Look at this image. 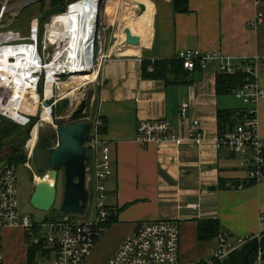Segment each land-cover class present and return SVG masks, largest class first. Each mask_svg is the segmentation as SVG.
I'll list each match as a JSON object with an SVG mask.
<instances>
[{
  "label": "crops",
  "instance_id": "0c3cea01",
  "mask_svg": "<svg viewBox=\"0 0 264 264\" xmlns=\"http://www.w3.org/2000/svg\"><path fill=\"white\" fill-rule=\"evenodd\" d=\"M39 2L29 17L30 24L51 9V0ZM131 2L144 3L146 10ZM188 4V11L177 12L173 0H108L102 13L104 45L111 44L112 37L118 40L107 47L111 51L99 69L90 103L91 116L106 122L101 137L113 165V173L106 179V202L114 214L85 264H106L139 224L157 219L180 223L181 264L204 261L217 247L218 238L200 240V219H219L231 242L251 238L264 224L260 222L264 181L237 188L247 172L240 167L238 155L215 142L219 109L243 108L235 91L218 93V61H211L206 70L185 69V76L174 83L144 78L142 73L144 60L179 59L186 49H200L220 52L240 67L258 56L259 80L264 87V19L259 27L250 23L258 10L264 14V5L256 7L254 0H188ZM122 6L127 8L125 18L120 17ZM127 27L140 35V47L125 48ZM15 29L27 36L30 25L25 33ZM114 48L121 52L112 53ZM184 102L189 104L185 121L180 116ZM257 114L259 133L264 137V97ZM192 118L202 122L206 140L201 144L137 141L141 120L165 119L177 136L186 138ZM33 239L22 227L6 228L3 264H29ZM40 256L36 255V264Z\"/></svg>",
  "mask_w": 264,
  "mask_h": 264
},
{
  "label": "built area",
  "instance_id": "2783aa9c",
  "mask_svg": "<svg viewBox=\"0 0 264 264\" xmlns=\"http://www.w3.org/2000/svg\"><path fill=\"white\" fill-rule=\"evenodd\" d=\"M39 1L41 0H0V116L20 126H26L30 124L31 118L39 117V113L41 120L44 110L48 108L50 115L53 116V125L57 128V124L54 123L55 106L65 96L58 93V87L53 89L50 96L46 95L49 69L55 60V49L59 46L58 43L52 42V21L55 16L66 13L73 3L68 5L66 11L52 14L43 28L40 19L33 20L29 34L25 36L13 28V22L26 7ZM254 4L259 7L264 5V0H254ZM263 19V12L258 10L250 23L254 27H259ZM94 43L93 63L94 60L97 62L99 72L108 53L105 52L100 33ZM179 59L183 62L184 68L190 71L206 70L214 60L218 61L221 73L235 74L239 69L244 73L243 83L235 91L236 98L243 104L242 114L234 127H227L224 132L218 133L215 142L219 148L226 147L238 155L240 167L247 172L246 178L236 185L237 188L241 189L249 184L264 181V137L259 133L257 114V105L264 97V87L259 80V57L248 58L240 67L231 57L220 52L186 49L179 54ZM149 69L153 70L152 66ZM62 74L56 73L53 82H62ZM33 93L38 94L36 103L30 99ZM45 101L49 102V105H46ZM91 113L90 108L86 118L92 123L86 144L90 156L87 164V182L90 186L85 213L90 209L91 203L95 206V219L93 221L81 219L78 217L80 214L69 213L46 223L34 222L20 209L17 165L2 164L0 165V264L4 262L3 231L15 226L30 231L34 237V229L38 227L39 233L36 231L37 238L33 240L38 242L42 239L47 245L55 246L56 255L52 264H85L92 255L114 210L106 202V179L113 173L109 147L101 137L106 122L100 117L93 118ZM180 116L183 121L189 117L187 102L181 105ZM205 140L206 134L198 118L191 119L186 138L177 136L175 129L165 119L141 120L137 126V141L144 144L165 141L176 144L186 141L201 144ZM28 148H32L33 151L29 142ZM260 222L264 223V215L260 216ZM253 237L261 241V230ZM249 239L245 237L235 244L221 233L218 236L217 247L212 256L204 260L205 263L214 264L225 259ZM180 243V223L176 219H157L142 224L137 232L125 238L106 264H181ZM263 262L264 247H260L256 255V263L263 264ZM195 264H201V261Z\"/></svg>",
  "mask_w": 264,
  "mask_h": 264
},
{
  "label": "rangeland",
  "instance_id": "374dc122",
  "mask_svg": "<svg viewBox=\"0 0 264 264\" xmlns=\"http://www.w3.org/2000/svg\"><path fill=\"white\" fill-rule=\"evenodd\" d=\"M39 3H34L32 5H29L23 10V13L18 16L17 20L14 22L13 27L20 29L23 33L27 32L29 29L30 21L29 17L31 16L33 8H38ZM108 5V0H103L101 5V12H100V20L98 25V34L100 33V22L102 13L104 12L106 6ZM118 33V32H117ZM98 36V35H97ZM118 39L117 38H110L111 44H107L104 46L105 52L108 53L111 51L107 47L112 46L116 43ZM56 50V49H55ZM121 52V50H118V48L112 49V53ZM94 70H98L97 62L94 60ZM55 70H52L54 72ZM72 75L69 73H63L61 76V79L63 83H69ZM98 80L97 78L85 85L86 90L85 92L80 93V91H77L76 94L70 97H65L62 100H59L56 103V120L54 119L55 124H61V123H68L70 121V114L71 111L75 108L76 102H78L82 98H87L90 105V97L95 92L94 87L96 85V82ZM79 92V93H78ZM58 93L60 94V91L58 90ZM61 95V94H60ZM64 96V95H63ZM91 105L88 108V111L90 110ZM54 115V116H55ZM40 117V113L38 114ZM37 118L36 122H34L31 127L27 128L22 126H15L13 121L3 118L0 116V124L2 126L9 125L12 130L3 139L0 140V165L2 164H12L14 161V158L17 157H25V160L22 164H18L17 168V186H18V197L20 202V209L23 213L26 215H29L34 222L36 223H46L50 220H55L58 217H60V206L62 204L63 200V192H64V171L60 170V176H59V182H58V194L56 198V202L51 210L49 211H42L35 207H33L30 204V198L31 195L35 189V185L37 183V179L42 177L49 169V155L50 151L56 147L59 143V137H58V131L57 128L53 125V123H47V122H40V126L38 129V138L37 142L33 148H28V142L32 138V130L33 127L40 121V118ZM3 120V121H2ZM82 121H86L82 120ZM3 122V123H2ZM39 125V124H38ZM32 151V154L30 155V152ZM89 183L87 182V188H89ZM90 209L80 216H78L81 219H87L90 221H93L95 219V206L89 204ZM37 229V230H36ZM261 229H264V224L261 226ZM35 231V237H36V231L39 233L38 227L34 229ZM259 232V231H258ZM257 232V233H258ZM41 238V237H38ZM242 239L239 238L236 240L237 242H234L235 244H238ZM43 240L40 239L38 242L34 243H40L42 248H48L49 254L44 253L41 249L40 257L38 258L39 264H52V256L55 252V246L54 245H47L45 241L41 243ZM238 250L242 251L239 247L234 249L232 254L228 255L225 259L222 261L228 259L230 256L238 257L240 253H236ZM37 253V254H38ZM46 254V255H45ZM221 261V262H222ZM244 262L243 264H245ZM231 264H238V263H231ZM253 264H257L256 261H254Z\"/></svg>",
  "mask_w": 264,
  "mask_h": 264
},
{
  "label": "water",
  "instance_id": "95a60500",
  "mask_svg": "<svg viewBox=\"0 0 264 264\" xmlns=\"http://www.w3.org/2000/svg\"><path fill=\"white\" fill-rule=\"evenodd\" d=\"M103 0H98L97 18L95 26V40L98 35V25L100 20L101 5ZM137 4L142 11L146 6L141 2H131ZM88 16L85 17L86 20ZM125 46L138 48L141 45V37L133 33L132 29L125 28ZM86 87L80 88V93L85 92ZM49 105V102H44ZM89 101L82 98L76 102L75 108L71 111L68 123L57 124L59 143L50 151L48 178L37 181L35 189L30 198V204L42 211H49L56 202L58 194V182L60 170L64 171V192L60 206V214L69 213L84 214L89 200V190L87 188V164L90 161L88 148L86 146L92 123L85 120L88 117ZM56 119V116H54ZM142 226L139 224L134 232Z\"/></svg>",
  "mask_w": 264,
  "mask_h": 264
},
{
  "label": "bare ground",
  "instance_id": "6f19581e",
  "mask_svg": "<svg viewBox=\"0 0 264 264\" xmlns=\"http://www.w3.org/2000/svg\"><path fill=\"white\" fill-rule=\"evenodd\" d=\"M98 0H78L74 2L66 13L55 16L52 21V42L58 43L55 51V60L50 66L49 82L46 88L47 97L53 89L58 87L60 94L70 97L76 94L81 87L93 82L98 76V70H94V47H95V26ZM132 10V5L129 9ZM133 11V10H132ZM127 8L122 6L120 17L125 18ZM88 16V20L85 17ZM125 47V46H124ZM126 49L133 48L126 46ZM52 70H55L52 72ZM56 73H69L72 75L69 83L53 82ZM79 93V92H78ZM35 103L38 101V94L33 93L30 97ZM53 123V116L46 108L43 118L34 126L30 146L34 148L40 122ZM39 124V125H38ZM48 171L37 180L48 178Z\"/></svg>",
  "mask_w": 264,
  "mask_h": 264
},
{
  "label": "trees",
  "instance_id": "16d2710c",
  "mask_svg": "<svg viewBox=\"0 0 264 264\" xmlns=\"http://www.w3.org/2000/svg\"><path fill=\"white\" fill-rule=\"evenodd\" d=\"M78 0H51V9L49 12H45L40 18L41 28H43L44 23L49 19L52 14L61 13L67 10L69 4L74 3ZM174 9L177 12H186L189 10L188 0H173ZM152 66L153 70L149 68ZM187 71L184 68L183 62L177 58L172 60H156L154 62L144 60L142 64V73L144 78H152V79H162L167 83H174L181 81L180 79L185 76ZM244 73L238 72L235 74H225L219 73L217 84H218V93L225 94L236 91L243 83ZM42 87L40 86V91ZM242 109H219L218 111V120H219V133H222L226 130L227 127H234L238 118L242 114ZM55 114H56V106H55ZM56 116V115H55ZM3 117V116H1ZM5 118V117H3ZM38 117L31 118L30 124L26 125L27 128L31 127V125L36 122ZM3 121V120H2ZM104 121V120H103ZM3 123V122H2ZM16 124V123H14ZM15 126H20L16 124ZM22 126V127H26ZM105 127L103 128V130ZM12 128L9 125L2 126L0 124V140L9 135ZM25 160V157H15L14 161H12L15 165L22 164ZM223 234L222 225L219 219H200L198 220V235L200 240H211L214 238H218L220 234ZM44 241V240H43ZM43 241L41 243H43ZM260 247H264V229H261V241L256 237H251L245 243H243L239 248L242 251L238 250L236 253H240L238 257L230 256L228 259L224 261H216L214 264H253L256 261V255L258 249ZM41 249L49 254V249L42 248L40 243H34L30 249L29 256V264H36V255L37 252ZM233 253V252H232ZM231 253V254H232ZM230 254V255H231ZM46 255V254H45ZM201 264H206L205 261H201Z\"/></svg>",
  "mask_w": 264,
  "mask_h": 264
}]
</instances>
